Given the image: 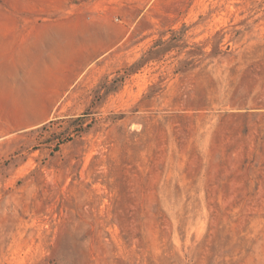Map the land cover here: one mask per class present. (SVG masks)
I'll list each match as a JSON object with an SVG mask.
<instances>
[{"label": "rangeland", "instance_id": "obj_1", "mask_svg": "<svg viewBox=\"0 0 264 264\" xmlns=\"http://www.w3.org/2000/svg\"><path fill=\"white\" fill-rule=\"evenodd\" d=\"M107 12L67 109L0 134V264H264V0H0Z\"/></svg>", "mask_w": 264, "mask_h": 264}, {"label": "crops", "instance_id": "obj_2", "mask_svg": "<svg viewBox=\"0 0 264 264\" xmlns=\"http://www.w3.org/2000/svg\"><path fill=\"white\" fill-rule=\"evenodd\" d=\"M110 13L0 16V134L67 109L76 88L124 39Z\"/></svg>", "mask_w": 264, "mask_h": 264}, {"label": "trees", "instance_id": "obj_3", "mask_svg": "<svg viewBox=\"0 0 264 264\" xmlns=\"http://www.w3.org/2000/svg\"><path fill=\"white\" fill-rule=\"evenodd\" d=\"M150 52H152V51H150Z\"/></svg>", "mask_w": 264, "mask_h": 264}]
</instances>
